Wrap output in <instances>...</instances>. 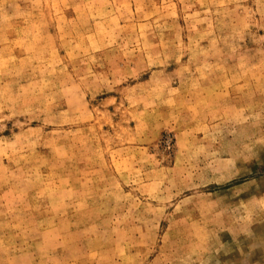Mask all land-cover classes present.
I'll return each instance as SVG.
<instances>
[{
	"label": "rangeland",
	"instance_id": "rangeland-1",
	"mask_svg": "<svg viewBox=\"0 0 264 264\" xmlns=\"http://www.w3.org/2000/svg\"><path fill=\"white\" fill-rule=\"evenodd\" d=\"M0 264H264V0H0Z\"/></svg>",
	"mask_w": 264,
	"mask_h": 264
}]
</instances>
